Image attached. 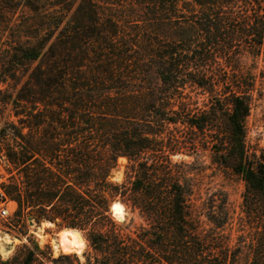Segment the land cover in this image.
Masks as SVG:
<instances>
[{
	"label": "trees",
	"instance_id": "trees-1",
	"mask_svg": "<svg viewBox=\"0 0 264 264\" xmlns=\"http://www.w3.org/2000/svg\"><path fill=\"white\" fill-rule=\"evenodd\" d=\"M257 71L264 0H0L13 226L60 221L89 246L82 261L32 239L0 264H264ZM205 152L243 181L237 216L224 190L202 186ZM115 199L141 222L116 221Z\"/></svg>",
	"mask_w": 264,
	"mask_h": 264
},
{
	"label": "rangeland",
	"instance_id": "rangeland-1",
	"mask_svg": "<svg viewBox=\"0 0 264 264\" xmlns=\"http://www.w3.org/2000/svg\"><path fill=\"white\" fill-rule=\"evenodd\" d=\"M255 101L251 115L248 118V128H249V139L253 144H257L259 148H264V74L257 71V88L254 93ZM7 119H15L10 114L9 107L0 106V124L2 125ZM173 159L175 161H181L185 159L186 161H192L193 157L189 155L176 154ZM128 165V159L126 157L118 159V166L112 173L111 180L114 182L122 183L125 180V172ZM195 167L204 168V177L201 179L202 186L205 187L207 191H217L224 190L228 196V206L230 210L237 216L241 212L242 205V195L244 191L243 181L236 175L224 174L219 172L216 167L211 162L209 152H205L199 161L196 163ZM0 174L3 176L5 182L9 180L10 174L8 172V166L5 162L4 156L0 152ZM114 201H121L120 199H115ZM113 201V202H114ZM112 202V203H113ZM122 202V201H121ZM111 203V205H112ZM125 205V220L128 222L134 219L135 223H140L141 218L137 211H132L130 207ZM17 204L15 202L14 209L16 210ZM111 209V206H110ZM112 216L118 222L120 221L115 214L112 212ZM43 219L39 225H33L30 227L28 234H24L14 227L15 219H9L0 224V255L3 258L11 257L18 245L22 243H28L30 240L34 239L42 248L46 246L50 247L55 256L62 253H74L68 252L64 249H56L55 243L58 240L62 230L67 228L60 224V221L53 222V224H44ZM12 223V224H11ZM82 231V230H81ZM84 237L85 232L82 231ZM87 241V239H86ZM89 251L88 241L84 251L81 254H77L82 261L85 260V252Z\"/></svg>",
	"mask_w": 264,
	"mask_h": 264
},
{
	"label": "bare ground",
	"instance_id": "bare-ground-1",
	"mask_svg": "<svg viewBox=\"0 0 264 264\" xmlns=\"http://www.w3.org/2000/svg\"><path fill=\"white\" fill-rule=\"evenodd\" d=\"M125 205L121 201H115L114 203V214L118 217H125ZM44 224H53L50 220H45ZM87 241L83 233H76V229L73 228H64L55 243L56 249H64L68 252H74L81 254L85 247Z\"/></svg>",
	"mask_w": 264,
	"mask_h": 264
},
{
	"label": "built area",
	"instance_id": "built-area-1",
	"mask_svg": "<svg viewBox=\"0 0 264 264\" xmlns=\"http://www.w3.org/2000/svg\"><path fill=\"white\" fill-rule=\"evenodd\" d=\"M4 183L5 180L0 174V224L11 219L15 212V201L7 194Z\"/></svg>",
	"mask_w": 264,
	"mask_h": 264
},
{
	"label": "water",
	"instance_id": "water-1",
	"mask_svg": "<svg viewBox=\"0 0 264 264\" xmlns=\"http://www.w3.org/2000/svg\"><path fill=\"white\" fill-rule=\"evenodd\" d=\"M114 203H115V201L112 203V205H111V210H112V212L114 213ZM118 219L120 220V221H125V217H118ZM52 222V221H51ZM67 228H69V227H67ZM73 229H76V233L77 234H80L82 231L80 230V229H78V228H73ZM77 254V253H76Z\"/></svg>",
	"mask_w": 264,
	"mask_h": 264
}]
</instances>
